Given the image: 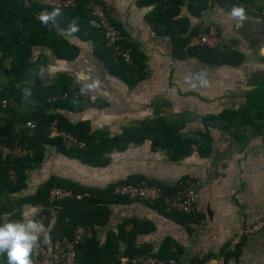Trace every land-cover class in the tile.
I'll list each match as a JSON object with an SVG mask.
<instances>
[{"label":"crops","instance_id":"crops-1","mask_svg":"<svg viewBox=\"0 0 264 264\" xmlns=\"http://www.w3.org/2000/svg\"><path fill=\"white\" fill-rule=\"evenodd\" d=\"M102 2L110 21L122 28L128 40L144 54L148 76L136 86L128 87L95 58L92 44L81 41L71 32L63 33L80 48L75 60H61L50 50L34 48L33 59L44 54L47 60L42 67L43 74L38 76L34 69L26 82L35 85L39 81L42 85H48L59 74H69L87 100L83 110H64L73 122L87 119L93 129H103L94 125L92 117L83 115L95 112L91 109L114 107L120 109V116L130 114L140 118L135 124L150 122L163 115L184 125V131L196 132L204 129L201 115H219L224 110L241 109L246 104L247 95L264 81V0H240L246 12L241 23L230 15L231 9L217 1H212L201 17L191 16L186 7L183 9V15L191 19V29L199 28L204 19L219 28L229 41L230 48L244 55L245 60L239 66L207 64L199 58L173 59L171 40L155 34L147 20L153 6H139L137 0ZM8 77L4 76V80ZM32 104V99L26 98L18 105L19 110H29ZM163 109L173 112L175 117L170 118L165 112L161 114ZM126 127L124 125L114 133L106 130L115 134ZM262 128L264 130V123ZM209 130L213 138L211 154L204 157L196 149L192 155L180 161H171L165 152L154 150L151 139L133 143L124 151L113 152L110 164L102 167L82 164L57 153L52 147L43 163L29 171L28 187L24 194L35 193L38 185L51 175L86 186H97L60 173L45 176L43 167L51 153L66 161L95 169L99 173L98 183L104 184L99 187L123 182L132 175H142L170 186L177 185L184 178L199 179L203 186L200 192L202 214L198 220L182 223L165 216L147 202L111 205L108 223L97 229L100 245L106 242L109 233L118 234L119 225L124 222L149 220L156 225V230L140 235L137 244L151 249L152 253L157 254L164 242L170 239L179 246L183 261L264 264V230L246 233L253 223L264 218L263 136L253 127L241 129L244 134L242 141H237L221 128ZM40 212L39 205H24L21 215L24 220L32 219L42 224ZM43 226L39 238L47 243L50 241V228ZM132 228V224L127 225L128 231ZM238 236L241 241L233 245V239ZM126 249L127 243L122 241V252Z\"/></svg>","mask_w":264,"mask_h":264},{"label":"trees","instance_id":"trees-1","mask_svg":"<svg viewBox=\"0 0 264 264\" xmlns=\"http://www.w3.org/2000/svg\"><path fill=\"white\" fill-rule=\"evenodd\" d=\"M210 1L137 0V5L153 6L147 20L155 34L171 40L173 59L199 58L207 64L239 66L245 57L230 47L188 48L191 39L199 33V28L191 29V19L183 15V9L186 7L191 16L201 17ZM212 1L229 9L240 5V0ZM95 4L105 9L102 0H77L76 6L61 9L55 24L50 22L45 26L36 17L41 11L53 8L37 4L25 7L20 0H0V100L6 99V104L0 105V144H20L29 150L27 154L16 157L5 156L0 152V221L5 215H9L10 219H23L21 212L24 205H39V219L50 228L49 240L52 243L63 237L72 238L77 226L93 228L91 238L76 246L77 264H118L123 256L152 253L151 249L138 246L137 240L140 235L154 232L156 225L149 220L139 219L124 222L119 225V233H109L103 245L97 240V229L108 223L111 205L128 204L137 200L114 194L117 183L104 187L86 186L56 175L49 176L39 184L35 193L24 195L28 187L29 171L41 165L52 147L67 158L85 165L102 167L110 164L113 152L124 151L131 144L143 143L147 139L152 140L154 150L165 152L171 161H180L192 155L196 149L202 156H209L213 149L209 128L215 127L228 132L237 141L244 139L241 129L253 127L264 140V81L258 83L256 89L247 95L246 104L241 109L224 110L219 115H201L200 121L204 129L196 132L184 131V125L163 115L147 123L130 125L115 134L106 129H93L87 119L73 122L64 110H83L87 100L69 74H59L48 85H42L39 81L35 85L26 82L34 69L38 76L41 75L40 69L47 60L44 54L33 59L34 48L50 50L61 60H75L80 48L71 43L63 33L71 32L81 41L92 44L95 58L105 65L112 76L128 87L136 86L148 76L144 54L128 40L125 31L118 26L116 27L123 35L120 45L131 50L132 62L127 64L114 55L113 49L104 39L103 30L95 24L92 16L91 7ZM72 22L78 25L75 32L69 30ZM6 75L9 77L4 80ZM25 88L31 89V95L23 94ZM26 98L32 99V107L20 111L18 105ZM28 121L34 126L28 125ZM53 121H56L59 130L72 135L76 141H69L62 135L52 136L50 126ZM187 179L189 178L182 180ZM142 181L163 187L164 198L147 202L160 213L182 223L196 221L201 217L199 215L194 218L190 214L170 210L168 198L177 190V185H165L142 175L129 176L118 184H137ZM54 186L68 187L72 189L73 195L50 201L49 191ZM77 194H81V198H77ZM128 224L133 225L130 231L127 230ZM122 241L127 243L124 253L121 250ZM173 244L181 254L176 242L167 239L157 255L164 260L174 256ZM0 264H6L3 255H0Z\"/></svg>","mask_w":264,"mask_h":264},{"label":"built area","instance_id":"built-area-1","mask_svg":"<svg viewBox=\"0 0 264 264\" xmlns=\"http://www.w3.org/2000/svg\"><path fill=\"white\" fill-rule=\"evenodd\" d=\"M6 1V0H3ZM13 1V0H10ZM25 7H30L32 4L40 5L44 8H71L77 5V0H20ZM212 0L208 3V8L211 6ZM207 8V9H208ZM207 9L205 10L207 12ZM204 11V12H205ZM92 16L95 19V24L103 30L104 39L107 45L113 49L115 56L120 57L124 62L130 64L132 62L131 50L123 48L120 43L123 40V35L109 19L106 10L101 5H93L91 7ZM217 48L230 47L229 41L221 34L219 28L204 19L199 26V33L194 36L188 48ZM2 53L0 52V57ZM6 99L0 100V105L4 106ZM28 125L34 126L30 121ZM51 135H62L69 141L75 142L76 139L66 132L57 128L56 121L51 123ZM0 152L5 156L16 157L25 155L29 150L20 145H2L0 144ZM202 181L199 179L189 178L181 180L177 184V190L168 198L169 208L172 211L183 212L198 218L202 214L200 205V192L202 189ZM114 194L124 196L141 202H155L165 197L164 189L158 184H150L147 181H142L137 184L121 183L116 184ZM72 189L64 186H54L49 191V200L57 201L66 197L72 196ZM81 194H77V198H81ZM9 215H5L2 221L9 220ZM264 230V218L253 223L247 230V234L257 233ZM93 228L91 226H77L74 230L72 238L63 237L55 242L43 240L39 241L33 251V264H77L76 246L86 239L91 238ZM241 241L240 236L233 239V245H237ZM172 253L174 256L168 260L160 258L155 253H140L134 257H121L118 264H210V262H201L199 260L183 261L178 247L173 244Z\"/></svg>","mask_w":264,"mask_h":264},{"label":"clouds","instance_id":"clouds-1","mask_svg":"<svg viewBox=\"0 0 264 264\" xmlns=\"http://www.w3.org/2000/svg\"><path fill=\"white\" fill-rule=\"evenodd\" d=\"M61 14V9L41 11L37 19L42 25L47 26L50 22L55 24L57 16ZM230 15L238 18L241 23L246 16L243 5H234L230 10ZM69 30L75 32L78 25L74 22L69 24ZM44 69H40L41 75ZM25 96L31 95V89L23 90ZM43 225L35 220L9 219L0 221V255L6 258V264H33L32 254L39 242V237L43 230Z\"/></svg>","mask_w":264,"mask_h":264},{"label":"rangeland","instance_id":"rangeland-1","mask_svg":"<svg viewBox=\"0 0 264 264\" xmlns=\"http://www.w3.org/2000/svg\"><path fill=\"white\" fill-rule=\"evenodd\" d=\"M91 110H95V112L87 113L83 116L92 117L94 120V125L96 127L108 129L112 133L121 130L124 125L130 126V125L137 123L139 120H141L140 118H135L133 115H130V114L126 116H120L118 113V110L120 109H117L114 107L113 108L111 107L110 108H105V107L95 108ZM108 112H110L111 114H108ZM160 112L161 114L165 112L164 114L168 115L170 118L175 117L176 115L173 112L168 111L167 109L165 110L163 109ZM142 123H147V122H142ZM46 162L47 163H45L43 167L45 176L52 174V173L53 174L60 173L62 175L71 176L72 178L77 179L86 184H94L97 186L104 185V184L98 183L99 173H97L95 169L89 168V167L86 168L85 166L79 165L78 162L73 163L70 160L66 161L61 156H58V155L53 156L52 153H51V156L48 157Z\"/></svg>","mask_w":264,"mask_h":264}]
</instances>
